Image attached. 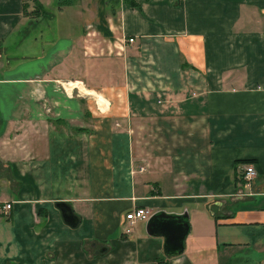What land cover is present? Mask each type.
<instances>
[{"label": "crops", "instance_id": "crops-1", "mask_svg": "<svg viewBox=\"0 0 264 264\" xmlns=\"http://www.w3.org/2000/svg\"><path fill=\"white\" fill-rule=\"evenodd\" d=\"M35 1L0 0V264H194L130 229L142 207L264 264V0Z\"/></svg>", "mask_w": 264, "mask_h": 264}, {"label": "water", "instance_id": "water-1", "mask_svg": "<svg viewBox=\"0 0 264 264\" xmlns=\"http://www.w3.org/2000/svg\"><path fill=\"white\" fill-rule=\"evenodd\" d=\"M56 208L61 214L63 222L69 227H76L78 218L73 214L69 205L64 202L56 203ZM190 232L189 217L187 211L180 214L155 212L145 222V233L149 237L162 238V251L166 258L181 256L185 250V240ZM95 244H92L94 246ZM107 251L106 247H100L97 254Z\"/></svg>", "mask_w": 264, "mask_h": 264}, {"label": "rangeland", "instance_id": "rangeland-1", "mask_svg": "<svg viewBox=\"0 0 264 264\" xmlns=\"http://www.w3.org/2000/svg\"><path fill=\"white\" fill-rule=\"evenodd\" d=\"M53 6L54 5L49 6L48 9L53 7ZM65 10H68V9H65ZM55 15H56V18L59 20V18H60L59 15H57V13H55ZM57 22L58 21H54L53 24L56 26L57 25L60 26ZM63 92L65 94H67L68 96H74V97H78V98L83 99V97L78 96L77 93L74 91H73L74 93L69 92V91H65V90H63ZM91 94L96 98L97 97L99 98V96L102 98H106V99L108 98V90H94V92H91ZM87 95H89V94H87ZM111 106L112 105L110 103H107V101H104V99L103 100L100 99V101L97 102V105L94 103V109L99 113H103L105 110L108 112V110H109V108H111ZM124 215H125V213H124ZM124 215H123V217H124ZM129 227H130V229H133L135 227H139L141 230H143V229L145 230V222H140V223H137V225H135V226H129ZM193 236H194V234L191 235L187 239V241L185 240V250L186 251L184 250V253H183L184 255L183 254L182 255L186 256V257L188 256L194 264H198L197 260L199 258L207 260L208 261L207 263H210L211 261H213V264H214V260H212V259H215V264H218V261H216V258H218V256L221 258V256H222L221 253L218 254V249H206L202 252L200 250L195 251L193 248H191V246H193V244H191V239L194 238Z\"/></svg>", "mask_w": 264, "mask_h": 264}, {"label": "built area", "instance_id": "built-area-1", "mask_svg": "<svg viewBox=\"0 0 264 264\" xmlns=\"http://www.w3.org/2000/svg\"><path fill=\"white\" fill-rule=\"evenodd\" d=\"M134 40L133 38H128L127 42L132 43ZM61 88L65 91L71 92L72 89L78 88V85L73 84L72 82H63L60 84ZM142 169H140L141 171ZM244 178L246 180H251L255 175V169L252 165H247L242 169ZM11 209L10 203H5L0 207V212L4 215H8V212ZM153 214V211L149 208H134L131 211H128L124 215V220L128 222L129 226H133L136 222H146L151 215ZM126 234L130 233V229H127Z\"/></svg>", "mask_w": 264, "mask_h": 264}, {"label": "trees", "instance_id": "trees-1", "mask_svg": "<svg viewBox=\"0 0 264 264\" xmlns=\"http://www.w3.org/2000/svg\"><path fill=\"white\" fill-rule=\"evenodd\" d=\"M120 1H122L123 3H125V4H128L129 6H131V7H136V4L132 1V0H108V3L110 2L113 6L114 5H116L118 2H120ZM32 2H33V4L35 5V9H34V12H31L29 15H34V16H36L37 14H40V12H42L41 11V9H40V5H38V3H36V1L35 0H32ZM71 3V0H62V2H61V4H59L60 5V7L62 6V5H67V4H70ZM26 8V7H25ZM24 8V9H25ZM25 11V13H26V10H24ZM110 11H113L114 12V7H112V9L110 10ZM27 14V13H26ZM113 14V13H112ZM240 163H242V164H248V163H251L250 161H241ZM166 258V257H165ZM167 259V258H166ZM157 262L159 263V264H161V260L159 261V260H157Z\"/></svg>", "mask_w": 264, "mask_h": 264}]
</instances>
